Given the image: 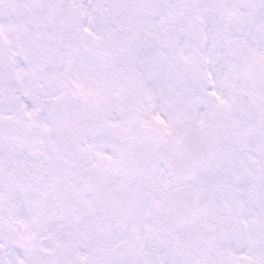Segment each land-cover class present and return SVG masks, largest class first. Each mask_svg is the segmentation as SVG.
I'll return each mask as SVG.
<instances>
[{
	"label": "snow or ice",
	"instance_id": "6c2138e0",
	"mask_svg": "<svg viewBox=\"0 0 264 264\" xmlns=\"http://www.w3.org/2000/svg\"><path fill=\"white\" fill-rule=\"evenodd\" d=\"M0 264H264V0H0Z\"/></svg>",
	"mask_w": 264,
	"mask_h": 264
}]
</instances>
